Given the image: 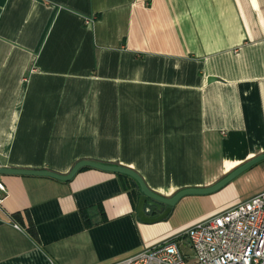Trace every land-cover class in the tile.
Wrapping results in <instances>:
<instances>
[{
    "label": "crops",
    "instance_id": "1",
    "mask_svg": "<svg viewBox=\"0 0 264 264\" xmlns=\"http://www.w3.org/2000/svg\"><path fill=\"white\" fill-rule=\"evenodd\" d=\"M261 154L264 0H0L2 167L66 175L92 160L171 198ZM3 181L0 264H114L264 192L230 184L146 225L114 173Z\"/></svg>",
    "mask_w": 264,
    "mask_h": 264
},
{
    "label": "built area",
    "instance_id": "2",
    "mask_svg": "<svg viewBox=\"0 0 264 264\" xmlns=\"http://www.w3.org/2000/svg\"><path fill=\"white\" fill-rule=\"evenodd\" d=\"M7 196L0 175V205ZM180 237L189 241L195 262L185 260ZM114 264H264V192Z\"/></svg>",
    "mask_w": 264,
    "mask_h": 264
},
{
    "label": "water",
    "instance_id": "3",
    "mask_svg": "<svg viewBox=\"0 0 264 264\" xmlns=\"http://www.w3.org/2000/svg\"><path fill=\"white\" fill-rule=\"evenodd\" d=\"M209 81H212V79H210ZM263 161L264 154H261L239 166L222 180L210 187L189 188L181 190L171 198L163 197L150 190L143 178L137 172L129 168L117 165L103 164L92 160H83L78 162L66 175H61L50 170H29L10 167L0 168V175L45 177L61 182H69L73 180L75 176L84 168H91L104 172L125 175L133 179L140 188V197L137 204L136 217L143 224L154 225L165 221L183 198L188 196H208L215 194L227 187L240 175Z\"/></svg>",
    "mask_w": 264,
    "mask_h": 264
},
{
    "label": "trees",
    "instance_id": "4",
    "mask_svg": "<svg viewBox=\"0 0 264 264\" xmlns=\"http://www.w3.org/2000/svg\"><path fill=\"white\" fill-rule=\"evenodd\" d=\"M85 169H89V168H84L82 170H85ZM116 175L118 176L123 189L132 196L135 203H138V200L140 197V188H139L138 184L128 176L120 175V174H116ZM81 214H82L83 219L85 221L86 227H91L92 224H90V222L87 219L86 211H81ZM30 234L32 235V237L34 239L37 238V234H36L34 229H30Z\"/></svg>",
    "mask_w": 264,
    "mask_h": 264
},
{
    "label": "rangeland",
    "instance_id": "5",
    "mask_svg": "<svg viewBox=\"0 0 264 264\" xmlns=\"http://www.w3.org/2000/svg\"><path fill=\"white\" fill-rule=\"evenodd\" d=\"M250 172H255V174L256 173L259 174V176H258V179L259 180L256 181V182H253V184H251V183L250 184H246V185L240 184V182H241V181H239L240 178H244L243 176H246L247 174H250ZM251 174H254V173H251ZM234 183H237L238 184V189H239L240 193H244L245 196L249 195V193L251 191H253L257 186H260L261 184L264 183V161L263 162H260L259 164H257L253 168L249 169L248 171H246L245 173H243L242 175H240L238 178H236L235 180H233L230 184H234Z\"/></svg>",
    "mask_w": 264,
    "mask_h": 264
}]
</instances>
